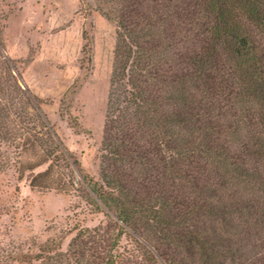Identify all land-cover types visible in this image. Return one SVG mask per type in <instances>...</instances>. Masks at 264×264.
<instances>
[{"label":"trees","instance_id":"trees-1","mask_svg":"<svg viewBox=\"0 0 264 264\" xmlns=\"http://www.w3.org/2000/svg\"><path fill=\"white\" fill-rule=\"evenodd\" d=\"M97 1L116 46L102 184L89 189L109 223L80 230L64 253L49 241L35 259L264 264V0ZM1 145L27 156L18 172L31 188L74 186L59 170L76 161L2 55Z\"/></svg>","mask_w":264,"mask_h":264},{"label":"rangeland","instance_id":"rangeland-1","mask_svg":"<svg viewBox=\"0 0 264 264\" xmlns=\"http://www.w3.org/2000/svg\"><path fill=\"white\" fill-rule=\"evenodd\" d=\"M99 6L106 9L97 0H0V55L10 60L19 84L37 99L77 163L69 169L63 162L59 170L65 183H74L69 192L35 189L31 175L19 179V162L27 156L0 146V264H44L35 257H47L42 249L49 241L64 253L80 230L109 223L96 212L89 189L102 184L101 143L116 46V27L97 12ZM226 116L221 123L232 121Z\"/></svg>","mask_w":264,"mask_h":264}]
</instances>
